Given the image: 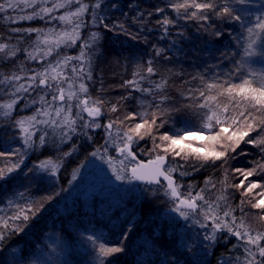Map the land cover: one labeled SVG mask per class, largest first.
I'll return each instance as SVG.
<instances>
[{"label":"trees","instance_id":"trees-1","mask_svg":"<svg viewBox=\"0 0 264 264\" xmlns=\"http://www.w3.org/2000/svg\"><path fill=\"white\" fill-rule=\"evenodd\" d=\"M172 2L174 0H100L101 8L96 11L106 16L105 23L115 25L117 21L123 22L131 35L106 31L102 25L92 24L90 14H85L87 27L81 29L82 39H86L92 31L99 32L101 36L93 57V78L87 84L93 97L105 101L103 111L109 120L117 117L123 120L129 112L139 114L144 110H154L149 105L158 101L153 100L152 96L141 97L139 92L120 87L124 81L134 78L138 64L146 66V62L152 60L157 70V75L152 79L159 81L161 76L168 79L167 95L171 99L167 106H174L179 111L172 112L170 118L165 117L169 122L155 133L157 136L160 133H174L185 127L198 125V118L183 107L181 92L189 87L199 86V79H193L194 76L203 74L207 79L219 74L220 78H223L224 74L234 68V61L243 55L242 47H239L235 40L236 36H241L244 32L239 23L223 22L214 16L207 22L186 20L183 17L177 19V13L169 6ZM84 3L89 5L90 13L97 0H84ZM112 4L116 6L112 7ZM230 7L235 14L252 21L264 14V0H232ZM157 8H164V12L157 13ZM67 10L57 11L55 15L59 16ZM137 10L145 13V16L141 17L145 21L143 25L132 22ZM147 13L152 15L148 16ZM164 16L175 21L167 34L156 22ZM9 27H37L45 30L55 27L59 30L63 25L56 20L50 23L21 21L15 25L0 21V37L7 39L11 35L13 38L8 42L17 44V34L9 33ZM218 29L224 33L220 38L215 35ZM136 35L139 39L132 38ZM34 39L35 34L25 37L21 46L28 47ZM158 48L164 50L160 56L155 54ZM74 49L77 55L79 45ZM61 51L66 53L70 49ZM257 51V56L247 60L244 69L246 73L249 70L257 74L264 72V55L260 54L264 53V47L258 48ZM222 52H227L229 57L222 58ZM27 67L37 69L36 61L27 62ZM14 71H18V62L14 66L8 61L0 60V74ZM3 89L4 86L0 85V103L10 99ZM129 94L131 98L120 101L117 112L109 111L111 104H116L122 95ZM33 98L38 100L36 91H33L31 96L23 94V99L18 100L10 118L0 116V152L10 153L16 148L21 152L27 151L20 171L12 173L14 178L0 181V209H3L0 215H10L14 210V207L11 210L8 208L10 200L25 203L19 196L20 192H24L28 200L39 201L48 196L52 199L50 202H43L41 212L29 222V227L23 233L8 235L0 245V264H13L14 257L20 258L23 264H97V251L87 239L88 236L101 237L99 242H104L109 247L124 248L122 253L108 258L109 264H195V258L208 244L203 235L209 229H201L192 221H185L172 212V202L162 191H157L158 187L137 186L132 180H116L112 166L107 161L113 159L116 162L114 166L118 168L123 157L110 143L105 145L107 138L88 132L92 137L88 139L87 136L81 135V129L78 127L77 133L72 135L70 140L62 142L61 130L38 125L40 131L33 137V147L25 149L19 129L14 126L13 121L34 114L40 105L31 103ZM141 99L144 101L143 106ZM138 121L139 115L136 121L126 120L125 124L133 125ZM99 122L104 124V118L99 119ZM157 123L159 124L160 120H157ZM41 135L45 136L43 145L39 142ZM136 139L137 142L133 146L138 157L154 158L157 153L153 151L152 137ZM74 144L76 149L72 151V155L62 158L63 153L71 151ZM98 148L99 154L93 156L92 152ZM241 150L247 155L231 158L234 154H230L226 164L223 161H217L215 165L209 162L198 172L179 177V182L185 186L181 191L186 190L189 184L194 186V191H198L205 186L204 182L209 178L216 181L219 187L218 182L224 179L226 169L229 183H239L243 176L233 172V169H250L254 166L253 162L260 160L264 155L259 149L245 143L240 145L237 152ZM18 159L19 156L0 157V167ZM45 159L61 160V167L55 176L34 168V165ZM168 159L172 162L171 156ZM176 162L185 163L180 158H177ZM124 163L127 168L132 165L129 160ZM193 163L195 162L190 160L185 164V170L191 171L189 166ZM28 169L33 171L24 175ZM125 174L128 176V170ZM250 181L264 184V173L250 177L244 182L245 187ZM229 191L233 193L230 203L235 207L241 200L242 191ZM260 191L258 188L243 199L250 200ZM207 195L214 199L216 190L210 189ZM245 211L253 215L256 212L247 204ZM236 214L239 215V211ZM253 215L248 217L249 222L264 230V222L254 220ZM220 235L227 236V233ZM182 242L184 247H181ZM235 243V237H229L227 244L220 240L212 250L215 254L210 252L205 258L207 264H217V257L228 254V249ZM234 252L239 254V251Z\"/></svg>","mask_w":264,"mask_h":264},{"label":"snow or ice","instance_id":"snow-or-ice-1","mask_svg":"<svg viewBox=\"0 0 264 264\" xmlns=\"http://www.w3.org/2000/svg\"><path fill=\"white\" fill-rule=\"evenodd\" d=\"M48 3L49 0H0V21L8 25L36 19L44 20L46 23L56 20L63 25L59 30L55 27H49L47 30L37 27H9L7 29L9 33L17 34V44L8 42L13 38L11 35L7 39L0 37V60L8 61L14 66L18 62V71L0 74V85L4 86L3 90L10 97L8 101L0 103V116L5 119L10 118L18 100L23 99V94L31 96V93L36 91L38 96V100L33 98L31 101L40 105L35 109L34 114L13 121L14 126L19 129L25 149L33 147V137L37 131H40L38 125L61 130L62 142L70 140L71 136L77 133L78 127L81 129V135L87 136L88 139L92 137L84 131L85 129L103 128L107 137L105 145L110 143L123 157L119 161L118 168L114 166L116 162L113 159L107 161L112 166L116 180H129V182L137 180L158 185L157 191H162L172 202V212L177 213L185 221H192L201 229H209L203 235V239L208 241V244L195 258V264H207L205 258L210 252L215 254L212 250L216 244L220 240L227 244L229 237H235L237 243L228 249V254L217 257V264H264V230L254 227L248 220L253 214L245 211V205H250L251 209L256 210L253 219L264 222V184L250 181L245 187L244 183L250 177L264 173V155L260 160L254 161V166L250 169H233V172L243 176V180L237 184L229 183L227 169L224 172V179L218 182L219 187L216 181L209 178L205 180V186L198 191H194V186L191 184L186 190L181 191L185 186L179 182V177L198 172L209 162L215 165L217 161H223L226 164L230 154H234L231 158L247 155L244 150L237 152L242 143L251 145L264 154V72L257 74L249 70L246 73L244 70L247 60L257 56L258 48L264 47V14L257 16L254 21L248 20L234 13L230 7L232 0H174L170 3L169 6L177 13V19L183 17L186 20L207 22L214 16L223 22L239 23L244 32L241 36H236L235 40L238 46L242 47L243 55L234 61V68L224 74L223 78H220L219 74L207 79L203 74L199 77L194 76L193 79H199V86L189 87L181 92L183 107L198 118V125L185 127L174 133H160L157 136L155 133L169 122L165 117L170 118L171 113L179 109L167 106V102L171 99L167 95L168 79L163 76L159 81L152 79L157 75L152 60L147 61L146 66L138 64L134 78L120 85L122 88L130 89L131 92L141 93V97L152 96L153 100H157L154 105H149L154 109L150 112L147 110L139 114L129 112L123 120L117 117L101 124L99 118L104 115L105 101L93 97L86 83L93 78V57L101 36L99 32L92 31L86 39H82L81 29L87 27L85 14H90L92 24L102 25L106 31L131 35L126 25L119 21L115 25L105 23L106 16L96 11L101 8L100 0H97L90 13L89 5L84 3V0H54L51 7L45 6ZM60 9L68 10L59 16L54 15ZM156 12L163 13L164 8H157ZM147 15L151 16L152 13ZM143 16L145 13L137 10L132 22L143 25L145 23L141 19ZM156 22L166 34L169 27L175 23L167 16ZM32 34H35V39L28 47H22L21 42ZM215 35L220 38L224 33L218 29ZM241 37H243L242 43ZM132 38L139 39V36ZM78 41L80 44L77 55L60 54L62 48L75 47ZM163 51L158 48L155 54L160 56ZM54 53L56 58L48 60ZM260 54L264 55V53ZM221 57L228 58L229 54L222 52ZM30 61H36L40 64V68L38 70L28 68L27 62ZM130 98V94L122 95L116 104L110 105L109 111L117 112L120 101ZM143 103L141 99L142 106ZM73 109L76 111L74 112ZM84 113L87 114L88 119L85 118ZM138 115V122L133 125L125 124L126 120L136 121ZM157 120H160L159 124ZM78 121L82 123L78 125ZM145 136L152 137L153 151L157 154L147 165L136 163L131 166V179H129L125 174L128 168L124 161L129 158L136 160L132 145L137 142L136 138L143 140ZM194 141L199 143L194 144ZM39 142L41 145L45 143L44 135L39 137ZM75 149L74 144L71 151L63 153L62 158L72 155ZM99 152L98 148L92 152V155L97 156ZM12 156H19V159L0 167V181L14 178L12 173L20 171L27 151L21 152L16 148L10 153L0 152V157ZM169 156L172 162H169ZM177 158L185 163L176 162ZM190 160L195 163L189 166L191 171H188L185 170V164ZM60 167L61 160L52 159H45L34 165L39 172L52 176L57 174ZM32 171L33 169H28L24 175ZM258 188L261 191L255 193L252 199L247 201L243 199ZM210 189L216 190L214 199L207 195ZM229 189H243L240 193L241 200L235 207L230 203L233 193ZM19 196L25 203L10 200L8 208L11 210L14 207V210L10 215L7 213L0 215V245L8 235L23 233L29 227V222L41 212L43 202H50L52 199L48 196L42 197L39 201L28 200L24 192H20ZM2 211L3 209H0V212ZM237 211L239 215L236 214ZM223 233H227V236L220 235ZM124 238L126 239L127 236L125 235ZM87 239L97 251V264H109V257L124 251L123 247H109L104 242H99L102 238L98 236H88ZM181 247H184L183 242ZM234 250L239 251V254ZM13 264H23V262L20 258L14 257Z\"/></svg>","mask_w":264,"mask_h":264},{"label":"rangeland","instance_id":"rangeland-1","mask_svg":"<svg viewBox=\"0 0 264 264\" xmlns=\"http://www.w3.org/2000/svg\"><path fill=\"white\" fill-rule=\"evenodd\" d=\"M52 2H54V0H49V3L47 4V5H45V6H47V7H51V3ZM63 9H60L58 12H60V11H62ZM29 12L31 11L30 9L28 10ZM57 12V11H56ZM55 12V13H56ZM55 13H54V15H55ZM87 17V16H86ZM47 19V18H46ZM37 21H41V22H43V23H45V21L44 20H39V19H36V20H32V21H27V23H31V22H37ZM80 44V41H78L77 42V46ZM76 47V46H75ZM75 47H71V48H62V50H65V51H68L69 49H70V51L69 52H66V53H62V51L60 50V54L62 53L63 55H72V56H74V55H76L75 53H74V48ZM56 57H55V53H54V55L52 56V57H49L48 59L49 60H53V59H55ZM73 63H75V62H73ZM36 67H37V70L40 68V64H38L37 62H36ZM86 83H88V81H86ZM50 98V97H49ZM73 111L75 112L76 110L75 109H73ZM106 113H104V115H102L99 119L101 120V118H104V120H105V122H104V124L105 123H107L108 121H109V119H108V116H107V118H106ZM124 115V114H123ZM84 116H85V118L86 119H88V117H86V114L84 113ZM82 123V121H78V125L79 124H81ZM86 131L87 132H91L92 134H100V135H102V137H104V138H107L106 137V135H105V132H103V129L102 128H99V129H86ZM99 135V136H100ZM194 144L195 143H198V142H193ZM241 191H243V189H240ZM257 191V189H255L254 191H253V193L254 192H256ZM253 193H250V194H253ZM249 195H247V197H248Z\"/></svg>","mask_w":264,"mask_h":264},{"label":"water","instance_id":"water-1","mask_svg":"<svg viewBox=\"0 0 264 264\" xmlns=\"http://www.w3.org/2000/svg\"><path fill=\"white\" fill-rule=\"evenodd\" d=\"M85 114H86V113H85ZM86 117H87V114H86ZM132 151H133L134 155L136 156V160L133 161V160H131V158L128 159V160L132 163L131 166L135 165L136 163H140V164H145V165H147V164L149 163V161L151 160V159H141V158H139L138 155H137L136 152H135V149H134V146H133V145H132ZM152 159H153V158H152ZM131 166L128 168V176H129L130 179H131V173H130V168H131ZM132 182H133L135 185H137V186L159 187L158 185H154V184H146V183H144L143 181L132 180Z\"/></svg>","mask_w":264,"mask_h":264}]
</instances>
